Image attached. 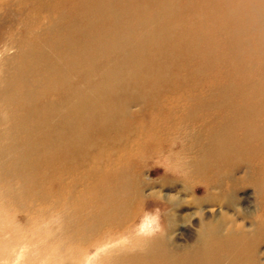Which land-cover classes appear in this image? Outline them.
Wrapping results in <instances>:
<instances>
[{
	"label": "bare ground",
	"instance_id": "6f19581e",
	"mask_svg": "<svg viewBox=\"0 0 264 264\" xmlns=\"http://www.w3.org/2000/svg\"><path fill=\"white\" fill-rule=\"evenodd\" d=\"M180 12L176 0H0V263L32 244L41 255L58 249L54 264H68L94 244L81 264H264L261 205L243 208L238 196V182L261 195L255 167L264 153L252 162L251 144L264 148L263 87L247 86L252 99L240 107L210 92L184 109L173 102L180 122L138 123L183 83L171 85L163 65ZM190 31L187 47L196 43ZM221 104L230 105L225 116L194 126ZM140 132L157 136L150 151L167 146L192 195L163 196L170 209L158 234L147 220L161 215L152 212L131 229L138 198L155 185L131 161L152 143L134 144ZM183 151L197 154L185 160ZM177 227L194 235L176 237Z\"/></svg>",
	"mask_w": 264,
	"mask_h": 264
},
{
	"label": "rangeland",
	"instance_id": "374dc122",
	"mask_svg": "<svg viewBox=\"0 0 264 264\" xmlns=\"http://www.w3.org/2000/svg\"><path fill=\"white\" fill-rule=\"evenodd\" d=\"M137 1L134 0L135 3ZM176 4L177 8H181L179 15L174 17L177 20L175 23L177 31L167 43L168 48H172L174 52L172 56L163 60V65L167 68V72L174 76V80L170 83L171 85L179 83L178 79L182 80L183 83L172 90L174 93H167L165 96H161L163 103L158 104L156 112L152 113L148 109L143 115L139 116L138 123L141 125L147 124L151 119L159 120V123H163L168 116H170V119L175 118L173 122H180V118L176 116L177 114L173 117V112L168 110V107L174 104L173 102H180L181 108L184 109V107L189 106L188 101L197 99L199 102H204L203 100L210 97L208 94L213 92L214 95L212 97L214 99L220 100L223 98L225 100L227 98L230 100L227 103L232 101V103H235L234 106L240 107V101L252 99L247 96L248 94L245 91L247 86L260 85L264 89V0H176ZM190 28L193 31H190L186 38H192L193 41L194 39L196 40L193 47H187L184 43V40H186L184 37L186 35L185 32ZM177 34H179V37L176 36ZM2 44L0 41V47ZM178 75L183 77H179ZM184 90L190 95H182ZM223 94L224 97H222ZM256 99L257 101H264V97ZM224 104L217 105L213 110H207V112H210L208 115L201 114L199 121H193L194 126L204 124L205 121L203 120H211L212 122V119L216 120L218 117L225 116L227 111L224 109L230 107V105ZM122 107L126 108L125 105H119L117 109H121ZM129 109L130 114L128 113V116L133 118L139 106L134 104ZM261 121L262 123L264 122V115L260 117L258 123ZM185 123L187 122L185 121ZM128 132L129 130L126 131V133ZM148 132H140L138 138L133 143H140L141 140L146 139L148 136V139L152 143L148 141V144L146 142L143 147L140 146L138 155H133L132 157L135 159L131 158V161L134 164L139 163L140 169L143 170V177L154 180L155 185L146 186L142 193L143 198H138L135 207L136 210H139L140 214L136 218L133 227L131 226V229L135 230L137 225L139 226L146 219L145 215L152 212L161 215L159 217L161 222L160 228L156 233H153L158 234L164 224L163 214L170 209L169 204L163 196L166 194L178 195L177 191L180 189L185 191L182 194L185 198L192 200V195L183 189V185L186 183L180 180V178L185 176L184 172L180 168L181 164L176 163L177 161L171 157V152L167 146L162 145L150 151L153 143L159 140L156 138L157 136H151ZM236 132L237 135L241 134V130L239 129ZM180 146L179 142L175 145V148L178 150ZM251 146L254 151L252 162L261 161L262 157L260 155L264 153V148L258 145V140H255ZM195 153L197 154V152L183 151L182 156L185 160H190L195 157ZM258 164L255 167L257 168L256 173L262 171V174L259 176L261 179L259 201L253 187L248 186L243 188L241 187V182H238V196L243 208L256 209L258 208V204L261 205L260 214L255 217L264 218V163H262V166ZM253 165L255 166V163ZM241 171L242 169L238 171V177L242 174ZM202 184V182L198 181L194 185L200 187ZM197 192L202 196L206 195L203 189ZM207 204L205 205L207 206ZM189 208L188 206L183 207L181 213L185 214V211L193 210L195 206L190 205ZM19 221L22 222L23 220L10 219L9 223ZM147 221L150 222V226L152 227V220ZM194 221H198V217ZM246 224L250 226V220H247ZM183 230H185V236L180 234L179 231L181 229L177 227L175 230L176 237L181 235L183 238H188L194 235L190 227H185ZM33 247L32 244H29L19 250L18 253L21 255L13 253V258L10 261H3L1 263H55L54 259L56 253H59L58 249L53 248L55 250H48L47 254L41 255ZM88 250H95L94 244L86 247V250L85 248H81L82 252L80 251L77 256L70 258L69 255L67 260L71 263L68 264H81V261L85 260V251L88 252ZM37 255L38 257H36Z\"/></svg>",
	"mask_w": 264,
	"mask_h": 264
},
{
	"label": "clouds",
	"instance_id": "9594fccd",
	"mask_svg": "<svg viewBox=\"0 0 264 264\" xmlns=\"http://www.w3.org/2000/svg\"><path fill=\"white\" fill-rule=\"evenodd\" d=\"M160 228V225H159V217L158 215L156 217L153 218L152 220V230L153 231H158Z\"/></svg>",
	"mask_w": 264,
	"mask_h": 264
}]
</instances>
